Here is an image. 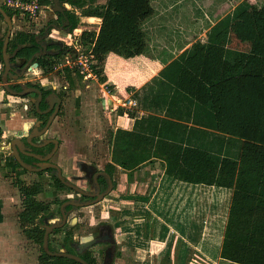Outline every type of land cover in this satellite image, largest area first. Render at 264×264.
<instances>
[{
  "label": "trees",
  "instance_id": "obj_1",
  "mask_svg": "<svg viewBox=\"0 0 264 264\" xmlns=\"http://www.w3.org/2000/svg\"><path fill=\"white\" fill-rule=\"evenodd\" d=\"M97 1L69 0L72 6L83 9L82 15L101 19L97 34H82L83 47L91 49L95 67H101L110 53L124 58L146 54V26L155 9L152 0H107L96 5ZM261 1H241L228 14L217 17L206 42H195L163 70L164 79L154 89L166 93L169 118L151 114L136 120L131 130L118 128L112 133L111 161L106 165L110 173L121 167L132 182L133 172L140 165L161 159L166 173L177 179L233 189L220 257L237 264H264V0ZM51 3L52 0L43 1V5ZM65 16L72 31L79 20L70 11ZM24 44L19 54L27 58L40 50L35 35L24 32L16 33L9 45L16 49ZM53 47L58 51L57 62L70 51L68 46ZM1 49L2 43V62ZM72 53L76 54L74 50ZM55 62L43 57L41 65L49 72ZM65 70L70 87H75L73 71ZM76 74L83 79L80 72ZM186 100L188 112H179L177 107ZM172 119L192 120L193 125ZM13 160L15 173L21 166ZM54 180L57 190L68 189L57 177ZM41 189L32 186L21 190L23 222L27 224L24 232L39 244L43 243L45 230L35 221L51 210L50 203L37 199ZM64 242L66 245L68 240ZM41 257L43 264H80L66 257L49 256L43 249Z\"/></svg>",
  "mask_w": 264,
  "mask_h": 264
},
{
  "label": "crops",
  "instance_id": "obj_2",
  "mask_svg": "<svg viewBox=\"0 0 264 264\" xmlns=\"http://www.w3.org/2000/svg\"><path fill=\"white\" fill-rule=\"evenodd\" d=\"M106 1H98V3L103 5ZM241 1L244 0H152V6L155 8L154 14L146 26L148 30V52L144 55L131 58H124L115 53H110L106 56L101 66L102 75L104 76L102 83L113 85L112 90H114L116 97L133 98L137 102V105L130 113L125 111L113 119L114 129L112 132H115L118 128L131 130L136 120L146 118L151 114L167 117L166 111L169 108L168 105H165L166 93H160L154 89L159 87L158 83L164 79L161 76L163 70L173 61L179 60L178 58L184 52L190 50L195 42H206L208 32L217 22L216 18H222L228 14ZM4 2L5 0H0V8H3L12 17L13 22L10 41L16 33L24 32L34 34L39 47L41 43L49 42L47 46L48 53L35 58L31 62V73H26L20 79L22 84H40L34 82L29 76L34 74L40 77L41 72H45L41 65L43 61L40 62V60H43L42 58L45 56L55 57L58 51L55 47H51L54 45L59 46L62 39H65L66 45L76 41L79 45L83 46V41H81L83 32L92 30H88V26L86 25L82 28L78 25L71 31L69 20L65 16L67 11L75 14L72 9H76V14H79L83 18V21L86 22L92 23L93 18H96L82 15L81 12H78L80 8L72 6L69 0H61L62 6L66 8L65 13L54 11V0H52L51 4L43 5L36 20L29 21L5 6ZM250 2L255 3L256 0ZM231 5L232 8L230 7ZM99 21V25L96 31H94L96 34L99 32L101 26V19ZM7 28L8 25L5 22V18L0 13L1 52ZM81 30H84L82 34ZM25 46L26 44L19 45L14 49L8 45V52L13 55L16 50ZM22 58L28 60L30 57L27 58L23 53L20 52L19 54L18 51L17 58H14V61H17L18 67H22L25 64L22 62ZM2 66L3 59L2 62L0 61V74ZM51 71L53 72V69ZM66 80L67 85L69 84L68 86L70 87L68 79ZM10 82L15 83L14 80H10ZM68 86L64 87L68 88ZM30 87H33V85ZM18 89L21 90V88ZM106 93L111 95V93ZM33 94L28 96L29 99H33ZM25 98L27 97L12 96L6 91L0 92V132L4 139L12 133L13 136L11 138L19 136L20 133L27 134L25 125L23 124L26 121L25 116L19 115L17 111L13 112L14 110L10 109L13 106L12 101L17 102L21 100L25 102ZM188 105V101L186 100V102H182L177 107V110L179 112H188ZM27 118L31 121V129L40 123L37 121V117ZM172 120L187 124L188 126L193 125L192 120L188 119ZM1 126L4 128L1 129ZM61 147L62 144H60L59 150L54 155L53 161H55L54 158L60 153ZM1 158H4V164L0 160V264H24L25 259L23 260L20 257V243L17 240L20 239L19 234L25 232L22 226L18 227V221L13 216V213L15 214L18 211L17 208H12L13 203L17 200L20 201V204L22 202L23 209L18 214H23L24 197L22 193L20 196L16 186L7 177L6 171L14 173L12 166L13 159L15 158L7 156ZM22 168V166L21 168H16L15 173ZM141 168L147 169L148 172L149 185L151 187L149 193L153 192V190V193H155L146 205V209L154 213V216H150V220L153 222L150 221L147 226V230L151 231L150 241L153 242L157 238H165V235L173 234L174 239L170 243V253L167 257L174 261L175 264H237L220 257L221 243L229 214V208L226 207L224 200L231 201L233 189L177 179L166 173L165 163L161 159H151L145 162L136 169L137 172ZM25 171L41 174V172L26 169ZM148 178L146 181H148ZM135 180L136 182L139 181L138 179ZM39 185L34 184L33 186L39 188ZM41 192L42 190L37 195L38 200H41L39 198ZM160 192L162 195H166L165 197L171 198V200H162V198L159 201L155 200L157 194ZM50 206H52L51 203ZM10 209L12 215L8 212ZM30 241L33 240L30 239ZM177 242H179L178 245H176ZM187 249H189L188 252ZM17 256H19L18 259L16 258Z\"/></svg>",
  "mask_w": 264,
  "mask_h": 264
},
{
  "label": "rangeland",
  "instance_id": "obj_3",
  "mask_svg": "<svg viewBox=\"0 0 264 264\" xmlns=\"http://www.w3.org/2000/svg\"><path fill=\"white\" fill-rule=\"evenodd\" d=\"M98 1L104 2V0ZM98 1L95 3L96 5H100ZM261 2V0H256L255 4H261ZM82 10L80 8L78 12L82 13ZM72 11L76 16L80 17H77L80 28L86 25L88 30L96 31L100 22L99 18H93L92 23L86 22L83 21L79 14H76V9H72ZM77 31L79 30L77 29ZM83 31L81 30V34ZM64 41L65 39H62L59 46H67ZM84 49L85 51L87 50L86 48ZM54 59L55 57H46V60L56 61L54 63L55 66L60 61L57 62V59ZM71 71H73V78L76 81L75 87L67 85L66 79L68 78H66L65 68L62 70L54 68L53 72H41L40 77L31 74L29 78H32L34 82L44 83L46 88H52L51 86L55 85L56 88L52 89L56 90L63 98L61 109L48 131V136L58 138L62 144L61 151L54 160L62 167L66 176L70 178L66 180H71L72 183L74 180L75 185L90 188V184L85 180H76L72 176L84 175L83 170L80 168L82 164L97 165L102 169L106 167L111 161L113 119L125 111L130 113L137 105V102L133 98L116 97L114 90H112L113 85L102 83L104 76L102 75L101 67L95 69L96 78L93 79L83 78L80 80L76 72L74 70ZM64 86H68V88ZM106 92L111 93L115 98ZM25 99V102L21 100L12 101L13 106L10 109L14 110L13 112L17 111L19 115L25 116L23 117L26 121L23 124L25 125L26 133H28L31 121L27 117L35 118L38 116H35L29 97ZM26 106L28 108H25ZM3 128L1 126V129ZM11 136H13V133L4 139L1 133L0 160L3 164L4 158L1 157H13L9 153L10 146L6 144L12 139ZM6 172L7 177L16 186L20 196L22 189L30 188L34 184H40L39 188H42V192L39 198L45 203L52 204L51 210H53L57 221L61 220V217L57 214L61 201L70 196H76L75 192L69 190L70 188L68 190H56L54 188V178L52 181L51 173L45 170L41 174L29 173L22 169H19V174ZM133 173L135 176L133 181L130 182L127 171L117 166L114 170L116 187L112 193L97 205L79 208L74 215H71L66 226L62 227L58 234L52 236L53 245L60 247L65 238L70 235L68 233L74 234L77 241L91 237V233H94L99 224L105 221L113 228L117 240V254L114 264H175L174 261L167 257L170 253V243L174 239L173 234L165 235V238H157L153 242L150 241L151 231L147 230V226L152 221L150 216H154V213L148 211L146 205L155 193H153L154 190L150 192L151 194L149 193L151 187L147 169L141 168L139 172L135 169ZM147 178L148 181H146ZM135 179L139 181L136 182ZM165 196L160 192L155 200L159 201L162 197V200H171V198L169 199ZM224 201L226 207L230 208L231 201L226 199ZM12 208H17L18 210L15 214L13 213L16 221H18V227L22 226L25 228L27 224L25 223V225L23 222L25 219L23 217L24 214H18L23 209L22 202L20 204V201L17 200L13 203ZM8 212L12 215L11 209ZM75 218L77 220L73 221ZM19 238L17 240L20 243L19 254L23 260L25 259L24 264H43L42 260H40L42 258L41 246L27 239L25 233L21 232ZM184 246L187 247L186 244ZM188 251L189 249H187ZM16 258L18 259L19 256Z\"/></svg>",
  "mask_w": 264,
  "mask_h": 264
},
{
  "label": "water",
  "instance_id": "obj_4",
  "mask_svg": "<svg viewBox=\"0 0 264 264\" xmlns=\"http://www.w3.org/2000/svg\"><path fill=\"white\" fill-rule=\"evenodd\" d=\"M53 9H54V11L61 12V13H65V11H66V8L64 6H62L61 0H54V8ZM0 13L3 15V17L5 18V22L8 25L7 32L5 35V39L3 42V50H2V52H3V66H2V72H1V78H2L3 87H4L5 91L7 93H9L10 95L17 96V97H25V96H28L29 94H32V93L36 94L37 99H33L32 101L35 104V108H36L37 112L40 114L48 113L54 108L47 124L44 127L40 128V123H38L37 126H34L32 129L31 128L28 129V133L26 134V139H23L21 137L16 136L10 140V143H7V145H10V147L12 149L11 155L26 170L34 171V172H41V171H44V170L49 169V168L56 169L57 177L59 178V180L63 184H65L66 186H68L72 189H75L76 191H78L81 194H84L86 196L95 195L93 193H89V192L83 190L79 186L73 184L71 181L66 180L62 174L61 167L56 163L49 162V160L55 154V152L59 146L60 141L57 138H46L45 134L47 133L52 120L56 117V115L58 114V112L60 110L62 98L55 91H52L45 99H43V92L39 87H35V86L28 87L25 84H22L20 82V79H22L25 76L26 72L28 70L29 71L31 70V67H30L31 62L35 58L41 57V56L48 53L47 44L42 45L44 51L35 52L28 60L26 58H22V62H24L25 64L22 67V69L19 70V67L17 66L18 65L17 61H14V58L15 57L17 58V53L19 50H16V52H14L13 55H11L8 52V45H9V41L11 38L12 29H13L12 17L3 8H0ZM10 80H14L15 83H11ZM17 85L20 86L21 90L16 89ZM43 100L45 103H47L49 105V108L45 111H41V109H40V104ZM36 138L41 139V141H43V142L42 143H36L34 141V139H36ZM49 143L55 144V148H54L53 152L48 154V155L44 156V155L33 153L31 151L32 150L31 147L42 148V147H45ZM22 155L33 157L36 160H38V162H35L33 164L27 163L22 158ZM82 166H84V168H83L84 170H89V171L92 170V168L90 166H88L87 164H82ZM102 174L106 175L109 179V182L111 183L110 176L105 172H102ZM95 184L97 187H99V184L97 182L96 177H95ZM111 190H112V187H109L105 193L99 195L98 198H96L92 202L80 203V201H76L73 198L64 201L62 203V205L60 206V210L62 213V219L59 221L53 222L51 225H44V228H45V234H44V240H43L44 251L50 256L66 257L69 259H73V260H75L81 264H88V262H86L79 255L72 254L65 249H63L61 251H52L49 247V236L53 230L58 229V228H62L67 223L68 212L66 211V208L69 205H76V206L91 205L93 203H96V202H99L100 200H102V198H104V196L107 195ZM99 242H100V238H91V239L87 240L86 242H84V244L82 243L80 245L81 247L79 250L83 249L84 247H89V246L94 245V244L99 243ZM111 262H112V256L109 254L108 259L106 261V264H111Z\"/></svg>",
  "mask_w": 264,
  "mask_h": 264
},
{
  "label": "flooded vegetation",
  "instance_id": "obj_5",
  "mask_svg": "<svg viewBox=\"0 0 264 264\" xmlns=\"http://www.w3.org/2000/svg\"><path fill=\"white\" fill-rule=\"evenodd\" d=\"M49 42L47 43H41L40 45V49L39 51H43V47L42 45L43 44H47V46L49 45L48 44ZM47 57V56H45ZM23 67V66H22ZM21 66H19V70L22 69ZM31 67V66H30ZM31 71V70H30ZM29 70L26 72H30ZM31 73V72H30ZM26 75V74H25ZM26 86H35V87H39L42 92H43V99H45L52 91H55L57 94H59L56 90L52 89V88H55V86H51L52 88H46L45 84L42 83V84H39V85H35L33 83H31L29 85V83H25ZM20 88V86H16V89ZM19 90V89H18ZM32 94H29L28 96H30ZM26 96V97H28ZM34 99H37V95L36 94H33ZM33 100V99H32ZM31 100V98L29 99V102L31 103V105L33 106V111L36 110L35 108V104L34 102ZM62 102H63V98H62ZM61 106H62V103L60 105V109H61ZM28 108V107H27ZM49 108V105L47 103L44 102V100L41 102L40 104V109L41 111H45ZM54 108L48 112V113H45V114H40L38 113V115L35 114V116H38L37 117V121L40 122V128L44 127L52 112H53ZM37 111V110H36ZM60 111V110H59ZM35 113V111H34ZM58 115V114H57ZM56 115V116H57ZM56 118V117H55ZM55 118L52 120L50 126H49V129L48 131L50 130V128L52 127V124L55 120ZM48 131L47 133L45 134L46 138H55V137H50L48 136ZM18 137H21L23 139H26V135L25 134H19ZM58 139V138H57ZM34 141L36 143H42L43 141H41V139L39 138H36L34 139ZM60 141V140H59ZM10 143V140L9 142ZM60 144H61V141L59 143V146L55 152V154L57 153V151L59 150L60 148ZM10 146V145H9ZM31 147V146H30ZM55 148V144L53 143H49L47 144L45 147H42V148H39V147H31V151L33 153H36V154H40V155H48L50 153L53 152ZM10 155L12 154V149L10 147ZM54 154V155H55ZM53 155V157H54ZM12 156V155H11ZM53 157L49 160V162H52V163H56L55 161H53ZM14 158V157H12ZM22 158L24 159L25 162L27 163H30V164H33L35 162H38V160H36L35 158L33 157H30V156H25V155H22ZM57 164V163H56ZM88 166H90L92 168L91 171L89 170H84V166L81 165V170H83V173L84 175H73L72 178H75L76 180H85L88 184H90V188H84V187H80L82 188L83 190L89 192V193H93L95 195H92V196H86L84 194H81L80 192L76 191L75 189H72L68 186H65L68 187L69 190L73 191L76 193V196H73V197H68V198H65L61 201V203L59 204V208L57 210V214L59 217H61L62 219V213H61V210H60V206L62 205V203L68 199H75L76 201H80V203H86V202H92L94 201L96 198H98L99 195L105 193L109 187H112V190L104 196V198H102V200H100L99 202L105 200L107 198V196L109 194L112 193V191L115 189L116 187V183H115V175L114 173H110L106 167H104V169H102L101 167L97 166V165H92V164H87ZM61 167V166H60ZM62 169V167H61ZM45 171L47 172H50L51 173V178H52V181H53V178L54 177H57V171L56 169H53V168H49V169H46ZM42 172V171H41ZM102 172H105L107 173L109 176H110V179H111V183L109 182V179L106 175L102 174ZM62 174L63 176L65 177V179H70L68 176H66V174L64 173V170L62 169ZM95 177L97 179V182L99 184V187L96 186L95 184ZM58 178V177H57ZM59 179V178H58ZM71 181V180H70ZM77 182V181H76ZM73 183H74V180H73ZM75 184V183H74ZM78 186V185H77ZM55 188V187H54ZM99 188V189H98ZM56 189V188H55ZM67 189V190H68ZM57 190V189H56ZM63 190H66V189H63ZM99 202H96V203H93L91 205H85V206H76V205H69L67 208H66V211L68 212V218H67V222L70 218L71 215H74L76 213V211L79 209V208H84V207H88V206H95L97 205ZM45 214V213H44ZM37 221L36 222V225L40 226V228L44 229V225H51L53 222H56L57 220H55V215H54V212L53 210H50V214L49 213H46L45 215H41L40 219H36ZM77 219H73V221H76ZM67 224V223H66ZM66 224L64 226H66ZM63 226V227H64ZM58 229H61V228H58ZM57 229L53 230L51 233H50V236H49V247H51L50 249H52V251H61L63 249L67 250L68 252L72 253V254H76V255H79L81 258H83L86 262H88V264H106V261L108 259V256L109 254L112 256V262L111 264H114V261L116 259V254H117V240H116V237H115V233H114V230L113 228L111 227L110 224H107L105 221H102V223L99 224L97 230L94 232V233H91V237H88V238H84L82 241H77L75 239V235L74 234H70L67 239L65 240H68L67 244L65 245L64 241L62 243V245L60 247H56L53 245L52 243V236L58 234V233H55ZM45 234V232H44ZM91 238H100V242L99 243H96L94 245H91L89 247H84L83 249L79 250L80 249V245L84 242H86L87 240L91 239ZM43 240H44V236H43ZM33 242H35L36 244H38L39 246H41V250L43 249V243L42 244H39L37 243L36 241L33 240ZM54 249V250H53ZM96 249V250H95ZM44 250V249H43ZM50 256V255H49ZM73 260V259H72ZM79 263V262H78ZM81 264V263H80Z\"/></svg>",
  "mask_w": 264,
  "mask_h": 264
},
{
  "label": "built area",
  "instance_id": "obj_6",
  "mask_svg": "<svg viewBox=\"0 0 264 264\" xmlns=\"http://www.w3.org/2000/svg\"><path fill=\"white\" fill-rule=\"evenodd\" d=\"M43 1L44 0H5L4 4L16 14H19L29 21H33L39 16L43 7ZM67 46L70 48V51L65 53L61 61L55 64L54 68L61 70L69 68L75 72L78 71L83 74V78L85 79L96 78V60L91 49L85 51L83 46L81 44L79 45L76 41ZM72 50H74L76 54H73ZM4 91L5 89L0 74V92Z\"/></svg>",
  "mask_w": 264,
  "mask_h": 264
},
{
  "label": "bare ground",
  "instance_id": "obj_7",
  "mask_svg": "<svg viewBox=\"0 0 264 264\" xmlns=\"http://www.w3.org/2000/svg\"><path fill=\"white\" fill-rule=\"evenodd\" d=\"M163 198V197H162Z\"/></svg>",
  "mask_w": 264,
  "mask_h": 264
}]
</instances>
